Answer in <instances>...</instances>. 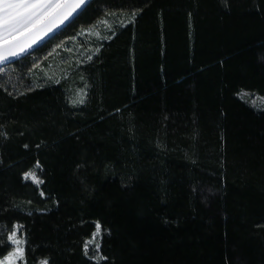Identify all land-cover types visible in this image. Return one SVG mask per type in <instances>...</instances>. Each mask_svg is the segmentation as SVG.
<instances>
[{
	"label": "trees",
	"instance_id": "16d2710c",
	"mask_svg": "<svg viewBox=\"0 0 264 264\" xmlns=\"http://www.w3.org/2000/svg\"><path fill=\"white\" fill-rule=\"evenodd\" d=\"M0 68V259L19 225L28 264H264V0H93Z\"/></svg>",
	"mask_w": 264,
	"mask_h": 264
},
{
	"label": "snow or ice",
	"instance_id": "6c2138e0",
	"mask_svg": "<svg viewBox=\"0 0 264 264\" xmlns=\"http://www.w3.org/2000/svg\"><path fill=\"white\" fill-rule=\"evenodd\" d=\"M87 7L88 0H0V62L7 61L9 57L18 56L43 35L52 31L59 24H63L78 9L85 11ZM132 16L134 19V11ZM98 51L99 49H97ZM88 59L91 60L92 57L89 56ZM0 72H3L2 68H0ZM0 87L3 86L0 85ZM83 102V100L80 101V103ZM0 135L7 138L6 133H0ZM24 147L28 148V145L25 144ZM39 163V161L36 162L38 169ZM23 175L26 179L31 175L37 186L43 183L36 173L25 172ZM41 195H44L43 191H41ZM96 227L99 231V223L96 224ZM21 228L22 226L14 225V230L8 233L7 242L10 243L6 242L4 246L11 248L16 245V247L7 252L3 259H0V264H16L17 261L28 264L25 250L19 246L20 240L16 238L17 231ZM95 236L96 233H93V238ZM94 247L99 250L101 246L95 244ZM84 254L89 255L88 242L84 243ZM101 259L106 261L108 258L101 256ZM39 264H49V261L44 259L39 261Z\"/></svg>",
	"mask_w": 264,
	"mask_h": 264
},
{
	"label": "rangeland",
	"instance_id": "374dc122",
	"mask_svg": "<svg viewBox=\"0 0 264 264\" xmlns=\"http://www.w3.org/2000/svg\"><path fill=\"white\" fill-rule=\"evenodd\" d=\"M129 20L130 18L127 15L113 14L107 17L98 26L84 28L83 30H81L77 35L70 38L67 44H64L56 49L54 53H52L53 56L50 53V55L54 57V60H56V62H54V60L51 58V60L49 61V65H47V75L54 78H60L62 73H65L67 71V69L59 67L62 66L61 61L59 60L60 56H64L63 59H66L67 62L72 64L81 62L82 60L88 58L90 54L97 49V44L110 36L111 28L114 27V25H122ZM241 96L257 107L264 106L263 97L246 92H243ZM28 172L30 174L36 173L38 178L42 180L38 168H34L33 170H30ZM27 180L34 182L31 178V175L29 176V178H27ZM41 185L42 183L38 186ZM95 233V238H93L92 236V238L89 240V245L92 247H94L95 244H99L100 242V231L97 230ZM16 238L20 240L19 246L23 247L25 250L24 237L21 234L20 230L17 231ZM15 247L16 245H14V248ZM16 264H24V262L17 261Z\"/></svg>",
	"mask_w": 264,
	"mask_h": 264
},
{
	"label": "water",
	"instance_id": "95a60500",
	"mask_svg": "<svg viewBox=\"0 0 264 264\" xmlns=\"http://www.w3.org/2000/svg\"><path fill=\"white\" fill-rule=\"evenodd\" d=\"M93 0H88V5ZM83 11L77 10V12L73 13L71 17H69L68 20H66L63 24H59L56 28H54L52 31L48 32L47 34L43 35L39 40H37L35 43L31 44L30 47L26 48L24 52L20 53L18 56L9 57L7 61L0 62V67L9 65L38 49L42 45H44L46 42H48L50 39H52L54 36H56L58 33L63 31L69 24H71Z\"/></svg>",
	"mask_w": 264,
	"mask_h": 264
}]
</instances>
